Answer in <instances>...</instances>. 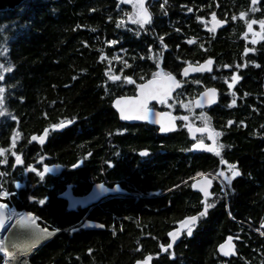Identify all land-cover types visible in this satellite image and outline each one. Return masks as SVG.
I'll return each instance as SVG.
<instances>
[{
    "label": "flooded vegetation",
    "instance_id": "af4514ba",
    "mask_svg": "<svg viewBox=\"0 0 264 264\" xmlns=\"http://www.w3.org/2000/svg\"><path fill=\"white\" fill-rule=\"evenodd\" d=\"M227 3L228 0H218L213 8L206 6L208 13L206 29L209 32L207 35L209 39L213 32L209 30L212 27V13H215L217 19L231 18V21L226 20L225 28L214 31L227 44V47L222 48L223 56L217 72L213 68L206 73L185 77L183 68L162 67L144 55L136 66H131L128 61L124 62L122 67H117L115 62L109 63V67L100 70L101 76L98 77L99 82H97L100 99L107 107L103 111L106 124L101 131L97 129L94 113L85 115L79 112L66 113L64 110L58 112L55 111V103L43 111L41 127L28 126L24 129L20 117L15 116L10 133V155L6 163L0 164V173H4L0 178L8 181V185L14 188L12 191L3 189L11 193V200L14 196L22 197L26 194L31 203L40 204L39 201L44 200L45 202L40 205L49 206L55 196L65 211L77 215L86 212L72 226L77 232L105 231L107 225L96 218L95 211L101 210L104 206H111L115 202L123 203V217L110 211L113 215L108 231L115 235L119 232L124 233L127 222L118 228L116 221L135 220L137 238L134 240L132 251L134 258L130 264L143 261L149 255L152 257L149 264H198L194 260L185 258V247L195 236L203 233L207 223L216 219L224 209L232 225L218 241L214 258L200 264H264V191L261 193L259 203L261 209L258 212L244 211L240 213L241 216L237 215L239 187L253 180V174L242 162L240 150L234 144L236 136L243 132H247L245 136L249 139L257 138L258 134L264 136L262 129L264 125H261L259 130L256 123L250 121L253 112H258V106L264 105V67L262 66L264 39H261L264 33H261L259 23L252 25V31L248 30L246 23V21L264 20V0H256L255 4L252 0H241L240 4H233V9H227ZM241 12L247 13L243 19L240 18ZM253 40H256V43H253ZM207 43H209L208 39ZM127 56L128 53L123 55L124 58ZM160 70L174 75L179 80V89L165 102L149 99L147 108L154 113L172 114L177 124L175 131L161 132V125L156 122L122 120L115 108V102L120 98L136 100L141 98L139 86L150 81L153 74ZM260 74L263 77L258 78L257 75ZM233 75L239 76L240 79L229 88ZM111 76L120 79L112 80ZM125 78H131L133 83H129ZM158 78L160 77L157 76ZM215 81L218 82L217 85H214ZM209 87L218 89V102L212 106L197 108L195 99ZM233 100H235L234 104ZM244 107H251L250 113L245 111ZM202 113L209 118L207 127L221 133L220 136L215 137L217 144L224 145L220 156L206 149L192 147L199 140H203L206 145H213V140L208 138L209 133H196L193 137L189 132L188 126L205 127ZM183 117H187V120ZM61 120L73 122L63 129L52 131L50 125ZM46 128H49V133L43 144L39 140L31 139L32 136H41ZM14 133H19V137L15 147L12 148ZM144 150H147V156L140 155ZM13 151L21 156L22 164L15 163V157L11 155ZM173 156L185 160L190 170L189 175L180 184L168 188L171 185L168 186L170 184L168 181H161V172L162 169L171 170L170 163L169 165L163 163L171 162ZM221 157L228 164H235L241 173L233 178L230 184L218 175L221 171L231 175L228 164L221 163ZM205 159H211L212 162L201 163ZM74 164L77 166L73 167ZM28 166L37 169V172L43 171L45 166L55 168L59 172L45 174L41 179L37 172L28 170ZM197 173H203L208 180H211L210 186H207V190L211 193L208 202L213 203L214 207L209 209L207 216L199 220L191 237L181 233L173 242L168 233L180 227L179 221L202 210L205 197L200 190V181L203 178ZM193 184L197 186L193 187ZM99 185H103V189L106 190L117 189L118 193L102 198L91 208L79 205L73 210L68 209L69 202L63 197L64 195L84 197ZM180 185L187 186L191 195L178 215L172 202L174 195L171 194ZM162 197H166L164 204L158 201ZM132 203L139 205L138 209H134L136 213L129 209ZM6 211L9 213V207ZM147 211L159 216L164 212V230L156 229L151 221L145 220L144 214ZM32 214L36 220L39 219L34 213ZM246 220L251 223L250 226L244 224L243 221ZM88 222L100 223L104 228H88ZM229 237H231V251L228 245ZM150 241H153L154 246H147ZM169 243H172V248L163 251L160 245L167 246ZM221 244H225V251H229L228 255L220 252Z\"/></svg>",
    "mask_w": 264,
    "mask_h": 264
},
{
    "label": "trees",
    "instance_id": "16d2710c",
    "mask_svg": "<svg viewBox=\"0 0 264 264\" xmlns=\"http://www.w3.org/2000/svg\"><path fill=\"white\" fill-rule=\"evenodd\" d=\"M216 1L147 0L151 20L144 25L127 22L131 7L121 0H25L15 9L0 11V65L11 68L7 72L0 69L4 77L0 80V87L5 89V115L0 116V148L9 150L13 117H20L24 129L41 127L43 111L53 103L58 112L94 113L98 131L104 129L103 111L107 107L100 99L97 82L100 70L109 67L111 62H115L117 67H122L127 61L136 66L144 55L162 67L182 69L188 64L211 59L217 72L223 56L222 48L227 44L217 32H212L210 39L207 38L206 6L213 8ZM240 3L241 0H228L226 8L233 9V4ZM226 20L231 21V18ZM189 40L193 43H188ZM125 53L128 56L124 58ZM261 75H257L258 78L263 77ZM217 84L215 81L214 85ZM250 108L244 107V110L250 113ZM251 116L250 121L256 123L260 130L264 125V105L258 106V112ZM246 134H238L234 144L240 150L242 162L252 172L253 180L239 187L238 216L244 211L258 212L264 191V136L258 134L257 138L249 139ZM203 161L201 163L212 162L211 159ZM169 163L171 170L162 169L161 181H168V186L171 185L168 188H171L189 175L190 168L179 156H173L171 162L163 164ZM0 185L3 186L0 190L14 189L1 178ZM171 195H174L172 202L179 215L191 195L190 190L180 185ZM28 197L26 194L14 196L9 204L20 212L34 213L42 228L60 229L50 242L34 249L31 264L132 262L134 240L137 238L135 220L116 221L118 228L127 222L124 233L115 235L108 231L113 215L110 211L123 217V203L115 202L95 211L96 218L107 225L105 231L74 232L72 226L86 212L77 215L65 211L55 196L49 206L31 203ZM158 201L164 204L166 197ZM129 207L134 211L139 205L132 203ZM163 215L164 212L159 216L147 211L144 218L151 221L156 229L164 230ZM243 222L247 226L251 224L248 220ZM231 225L232 221L222 209L216 219L207 223L203 233L189 241L184 251L185 258L198 264L211 261L218 241ZM147 246H154L153 241ZM3 258L2 255L0 263Z\"/></svg>",
    "mask_w": 264,
    "mask_h": 264
},
{
    "label": "snow or ice",
    "instance_id": "6c2138e0",
    "mask_svg": "<svg viewBox=\"0 0 264 264\" xmlns=\"http://www.w3.org/2000/svg\"><path fill=\"white\" fill-rule=\"evenodd\" d=\"M252 3L255 4L256 0H252ZM191 11V9H189ZM255 11V9H253ZM247 13L241 12L240 13V18L243 19ZM132 19L133 23H139L140 25H144L146 23H149L151 20V14L148 12L147 8L144 5V0H137V11L133 16L129 17ZM198 19H202L198 17ZM233 19H236V17H233ZM225 23V21L218 20L216 18L215 13H212V27L209 29L210 31H215L216 27L218 25H221ZM247 27L249 31H252V25L255 23H259L261 33H264V20H260L259 22L252 20V21H246ZM119 26V25H118ZM254 35H257V33H254ZM245 36H247V33H245ZM261 39H264V35H261ZM162 42V38H161ZM253 43H256V40L252 41ZM110 43H115V41H111ZM188 43H193V41L189 40ZM166 47V46H165ZM248 51V49H246ZM103 58V57H102ZM212 60L209 59L205 62L204 65H200L199 67H192L189 65V67H186L183 69V75L187 76L189 71H211V64ZM225 67H228L225 65ZM0 69L3 71H11V68H4L3 65H0ZM157 76L161 78V81L163 82L162 84L158 85L157 82ZM4 77L2 74H0V80H3ZM110 79L112 80H117L120 79V77L117 76H111ZM128 80L129 83H133L131 78H125ZM232 83H230L228 86L231 88L233 84L237 80L240 79L239 76L233 75L232 76ZM154 85H158L156 87H153ZM180 83L178 80H176L175 76H173L171 73H165L163 70H160L157 73L153 74V78L148 81L147 84H142L139 86L141 89V98H139L135 103H129L126 101L125 98H121L117 100L116 107L120 111V118L123 120H132V119H137V120H147L148 119V113L149 109L147 108V101L149 99H159L161 102H165L166 98L171 94V91L175 87H179ZM4 91L5 89L0 87V116L5 115V109H4ZM216 95V89H206L204 93L201 94L202 98L206 97L207 102L211 103L214 100V97ZM201 103L200 100L197 101V105ZM235 103V100H233V104ZM202 118L205 120V127L204 128H197L193 129L191 126L189 127V132H208L209 133V139L213 140V145H206L203 140H199L197 143L193 144L192 147L194 149L196 148H203L208 151L214 152L217 156L221 155V149H223L224 145L223 144H217L215 137H218L221 135L219 132H215L214 130H211L207 127V122L208 119L207 117L204 116V114H201ZM158 119L155 121L157 123H161V132H168L171 131L175 125L172 123V121L175 119L174 117H171L169 114L166 113H158L157 114ZM167 118V124L163 122L164 118ZM15 119V117H13ZM183 119L187 120V117H183ZM73 121L72 120H61L60 122L56 124L50 125V129L52 131H56L58 129H63L67 125L71 124ZM231 123V122H229ZM49 133V128L44 129V132L41 136H32V140H39L41 144L44 143L45 137ZM19 137V133H14L12 137V145L11 147L14 148L16 144V140ZM8 152V149L0 148V157H5V159L0 160V163H6V153ZM12 156L15 157V163L16 164H22L23 160L20 155H18L16 152L11 153ZM141 156H147L148 152L147 150L141 151L140 153ZM221 163L223 164H228L226 160H224L221 157ZM77 165H73V167H76ZM28 170L37 172V169L28 166ZM52 169L48 168L47 166L44 167L43 171L37 172V174L41 177V179L44 177L45 173L51 171ZM228 170L231 172V175H226L224 171H221L218 175L223 177L225 181L228 182V184L231 183L232 179L241 175L239 169L235 164H228ZM0 175H4V173H0ZM198 176H201L203 179L200 183H202L204 186L201 187V191L204 193V201L202 202L203 207L200 212H198L196 215L192 216H187L183 220L179 221L180 227L176 229L174 232L168 233V235L172 238V241L174 242L181 233L185 234L188 237H191L193 235L194 229L197 227V224L199 220L205 216H207L209 209L214 207L213 203L208 202V197L211 195V193L207 190V186H210L211 180H208L207 177H205V174L203 173H197ZM193 187H196V184L192 185ZM19 187V185H17ZM100 188H103V185H99ZM3 186L0 185V189H2ZM10 193L4 190H0V228L4 227L5 220L9 218L6 214V210L8 209V205L2 202L3 198L9 196ZM45 201L40 200L39 203L43 204ZM12 215L15 216L17 215L15 213V210H12ZM35 220L36 217L33 216L32 213H27L25 215L19 216V222L22 225H35ZM99 227H104V225H99ZM76 229L73 228L72 231H75ZM60 231L59 228H54L52 231H49L47 228L40 229V232L43 233L46 236H53L56 232ZM231 237H229V251H231V245H230ZM161 249L163 251H168L169 249L172 248V243H169L167 246L161 244L160 245ZM220 250L224 251L225 255L229 254V251H225V245H220ZM152 259L151 255L147 256L143 261H137V264H149V261Z\"/></svg>",
    "mask_w": 264,
    "mask_h": 264
},
{
    "label": "water",
    "instance_id": "95a60500",
    "mask_svg": "<svg viewBox=\"0 0 264 264\" xmlns=\"http://www.w3.org/2000/svg\"><path fill=\"white\" fill-rule=\"evenodd\" d=\"M25 0H0V11H5V10H12V9H15L17 6H19V5H21L23 2H24ZM218 20H221V19H218ZM222 21H225V23H223V24H221V25H218L217 27H216V30L215 31H217V30H220V29H222V28H225L226 26H227V21L226 20H222ZM211 26H212V21H211ZM207 60H205V61H202V62H200V63H196V64H188V65H186V66H184V68H186V67H189V65H191L192 67H199L200 65H204L205 64V62H206ZM212 64H211V70L213 69V67H214V65H215V62H214V60H212ZM183 68V69H184ZM206 72H209V71H207V70H205V71H189V73H188V75L187 76H185V77H191V76H193V75H195V74H201V73H206ZM174 76V75H173ZM176 78V77H175ZM176 80H178L177 78H176ZM179 81V80H178ZM157 82H158V85H160V84H162L163 82L161 81V78H158L157 79ZM148 83V82H147ZM146 83V84H147ZM158 85H154L153 87H156V86H158ZM212 88H214V89H216V95H215V97H214V100H213V102H211V103H208L207 102V98L206 97H203L202 98V96H201V94L202 93H204L205 92V90L206 89H212ZM179 89V87H175V88H173L172 89V91H171V94L167 97V98H169V97H172L173 96V94L177 91ZM205 90H203L200 94H199V96L195 99V106L197 107V108H205V107H208V106H212V105H214V104H216L217 102H218V99H219V94H218V89L216 88V87H209V88H206ZM140 93H141V90H140ZM166 98V99H167ZM121 99V98H120ZM126 99V101L127 102H129V103H135L137 100L135 99V98H125ZM119 100V99H118ZM198 100H200L201 101V103L199 104V105H197V101ZM115 108L117 109V111L119 112V115H120V111H119V109L116 107V103H115ZM164 113H166V114H169L171 117H174L172 114H170V113H168V112H164ZM157 114L158 113H154V112H152V111H149V113H148V119L147 120H139V121H149V122H155L157 119H158V117H157ZM123 120V119H122ZM133 120H137V119H132V120H126V121H133ZM163 122L165 123V124H167V118L165 117L164 119H163ZM157 123V122H156ZM172 123L175 125V127L171 130V131H175L176 129H177V124H176V121H175V119L172 121ZM159 125H161V123H158ZM193 129H197L196 127L195 128H193ZM169 132V131H168ZM196 133H208V132H191V134H192V136L194 137L195 136V134ZM198 149H200V150H203V148H198ZM50 169H52L51 171H49V172H47V173H45V174H56V173H58L59 171L58 170H56L55 168H50ZM202 181V180H201ZM200 181V182H201ZM201 185V187L202 186H204L202 183H200ZM116 193H118V190L117 189H108V190H106V189H103V188H100L99 186H96V187H94L93 188V190L87 195V196H84V197H80V198H78V197H75L74 195H68V194H66V195H64L63 197L64 198H66L67 200H68V202H69V204H68V209L69 210H73V209H75L77 206H79V205H82V207H85V208H91L94 204H96V203H98L102 198H104V197H106V196H109V195H111V194H116ZM28 212H25V211H23L22 213H21V215H25V214H27ZM6 214H7V216H8V213H7V211H6ZM20 215V216H21ZM9 217V216H8ZM8 221H10V217L9 218H7L6 220H5V223L4 224H6V223H8ZM12 225H13V228L14 229H22V228H25V227H27V226H25V225H22L20 222H19V217L18 218H16L14 221H13V223H12ZM99 225H102V224H100V223H97V222H88V224H87V227L88 228H91V229H103L104 227H99ZM35 226H37L38 228H41L38 224H35ZM222 245V244H221ZM223 245H225V244H223ZM219 250H220V247H219ZM220 252H224V251H221L220 250ZM137 264V263H136Z\"/></svg>",
    "mask_w": 264,
    "mask_h": 264
},
{
    "label": "built area",
    "instance_id": "2783aa9c",
    "mask_svg": "<svg viewBox=\"0 0 264 264\" xmlns=\"http://www.w3.org/2000/svg\"><path fill=\"white\" fill-rule=\"evenodd\" d=\"M7 192H8V191H7ZM8 193H10V192H8ZM9 201H11V193H10L9 196L3 198L2 202L5 203L6 205H8V206H9V209L15 210V213H16L17 215H15V216L10 215V220H15V219L18 218L21 214H20V212H19L17 209H15L14 207H11V206H10ZM9 212H10V211H9ZM8 214H9V213H8ZM34 226H35V225H34ZM27 227H28V226H27ZM27 227L21 229V230H23V231H22V232H19V233H20L19 236H17V234H15V235L12 237V236H10L8 233H5V234L0 233V257L3 255L4 258H5V256H6L5 259H4V258L2 259L3 264H9V263H12L11 261H8V256H9V255H14V254H16L15 252H17L18 249H20L21 246H22L23 244H25V242L27 241L25 238H27V236H28L29 234H28V233H25V231H24V230L27 229ZM28 229H29V228H28ZM34 229L36 230V231H35V235L38 234V235L40 236V235L42 234V233L39 231V230L42 229V228H38L37 226H35ZM38 229H39V230H38ZM32 231H33V230H32ZM49 231H52V230H49ZM19 233H18V234H19ZM33 233H34V232H33ZM57 233H59V231L56 232L53 236H51L50 239H48V240H44V241L42 242V244H41L39 247H41V246L47 244L48 242H50V241L55 237V235H56ZM15 236H16V237H15ZM29 237H31V235H29ZM27 239H28V238H27ZM39 247H38V248H39ZM30 257H31V255H29L28 258L22 257V255L17 256L18 260L21 259L23 262H25V264H26V263H27V264H31V263H30ZM2 262H1V263H2Z\"/></svg>",
    "mask_w": 264,
    "mask_h": 264
},
{
    "label": "bare ground",
    "instance_id": "6f19581e",
    "mask_svg": "<svg viewBox=\"0 0 264 264\" xmlns=\"http://www.w3.org/2000/svg\"><path fill=\"white\" fill-rule=\"evenodd\" d=\"M13 221L14 220H10L8 221V223L4 224V227L0 228V233H3V234L8 233L10 236L13 237L14 234L18 232H22L23 230L21 229L13 228V225H12ZM34 227H35L34 225H28L27 229L24 230L25 233H28L29 235H31V237H29L28 235L27 236L28 239L25 238L27 241L25 242V244L21 246L20 249H18L17 252H15L16 254L8 256V261L12 262L9 264H25V262H23L21 259L18 260L17 256L22 255V257L28 258L29 255H32L34 249L38 248L44 240L50 239L51 236H46L43 233L40 236L38 234L35 235L36 230L34 229Z\"/></svg>",
    "mask_w": 264,
    "mask_h": 264
},
{
    "label": "rangeland",
    "instance_id": "374dc122",
    "mask_svg": "<svg viewBox=\"0 0 264 264\" xmlns=\"http://www.w3.org/2000/svg\"><path fill=\"white\" fill-rule=\"evenodd\" d=\"M122 2H124V3H126V4H129L130 5V7H131V12L129 13V15H128V20H127V22L128 23H130V24H136V25H140L139 23H133L132 22V19H130L129 17L130 16H133L134 17V14L136 13V11H137V0H121ZM144 5H145V7L147 8V0H144ZM147 10H148V8H147ZM149 12V11H148ZM9 155H10V151L8 150V153H6V159H8V157H9ZM3 159H5V157H2V160ZM1 164V163H0ZM9 214H8V216L10 217V215H12V209H9ZM35 224H38L37 223V220H35ZM39 225V224H38ZM19 233V232H18ZM18 233H16L17 234V236L18 235H20V234H18ZM15 235V234H14ZM13 235V236H14ZM16 237V236H15ZM37 249V248H36ZM5 258H6V256H5ZM4 258V259H5ZM0 264H3V262L2 263H0Z\"/></svg>",
    "mask_w": 264,
    "mask_h": 264
}]
</instances>
